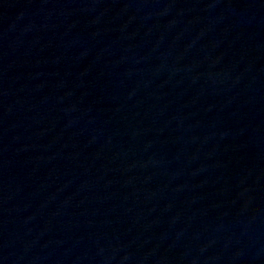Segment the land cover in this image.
Here are the masks:
<instances>
[{
	"label": "water",
	"instance_id": "obj_1",
	"mask_svg": "<svg viewBox=\"0 0 264 264\" xmlns=\"http://www.w3.org/2000/svg\"><path fill=\"white\" fill-rule=\"evenodd\" d=\"M0 264H264V0H0Z\"/></svg>",
	"mask_w": 264,
	"mask_h": 264
}]
</instances>
